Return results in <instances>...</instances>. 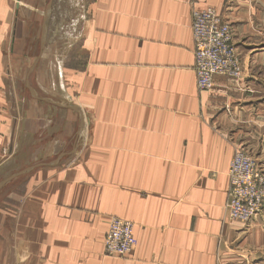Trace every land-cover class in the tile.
<instances>
[{
    "label": "crops",
    "instance_id": "obj_1",
    "mask_svg": "<svg viewBox=\"0 0 264 264\" xmlns=\"http://www.w3.org/2000/svg\"><path fill=\"white\" fill-rule=\"evenodd\" d=\"M38 2L0 0V175L26 170L0 209V264H264V209L248 223L225 209L235 148L264 167V0H84L78 43L60 48L46 11L30 43L21 16ZM205 7L242 75L198 91ZM112 216L133 225L124 257L104 254Z\"/></svg>",
    "mask_w": 264,
    "mask_h": 264
},
{
    "label": "built area",
    "instance_id": "obj_2",
    "mask_svg": "<svg viewBox=\"0 0 264 264\" xmlns=\"http://www.w3.org/2000/svg\"><path fill=\"white\" fill-rule=\"evenodd\" d=\"M191 29L194 38L195 73L200 90L213 87L215 73L239 77L234 49L230 43L231 32L212 7L192 9ZM228 176V212L233 219L248 220L255 216L264 203V181L256 161L241 153L232 159ZM258 181V183H257ZM133 225L120 217L112 216L104 239V249L109 256H125L136 245Z\"/></svg>",
    "mask_w": 264,
    "mask_h": 264
},
{
    "label": "rangeland",
    "instance_id": "obj_3",
    "mask_svg": "<svg viewBox=\"0 0 264 264\" xmlns=\"http://www.w3.org/2000/svg\"><path fill=\"white\" fill-rule=\"evenodd\" d=\"M83 2H84V0H40V2H38L39 7L36 10H34V11L27 10V13L24 11L23 15L21 16V19H27V27H26L27 33H31V36L34 35V41L33 42L31 41L30 43L36 44L35 38L37 37L36 39L38 40V38L40 36L41 22H42L43 14L45 11H46V13H48V18L46 20L45 32L49 35V37H48L49 41L54 42L60 48V46H63L64 43L67 42L66 41L67 39L71 38L69 36L75 35L76 36V43H78V41H77L78 36L77 35L81 29V25H78V23L83 17V6H84ZM215 12H216V10H215ZM216 14L219 16L220 20L223 23L227 24L225 21H223V19L220 17V15L217 12H216ZM191 21H192V16H191ZM227 25H228L230 32H231L230 43L234 49L233 50L234 51L233 59L236 61V64L240 69L239 77H232V78L239 79L242 75L241 63L239 61V58H238V55L236 52V48H235L234 43L232 41L231 27L229 24H227ZM191 32H192V29H191ZM192 38H193V33H192ZM33 50H36V47L33 46ZM194 50H195V45H194V38H193V57H194V64H195ZM68 62L74 63V59L72 60V58H71L68 60ZM68 62H67V64H68ZM194 72H195V68H194ZM215 74H221V75L229 76L227 74H222V73H215ZM229 77H231V76H229ZM195 82H196V88L198 91H207V90H200L198 88L196 73H195ZM20 84H22V83H20ZM86 128H87L86 123H84L82 126H79L77 128L76 141H78V142L82 141V136L85 133L84 131ZM237 153L248 155L249 157L253 158L256 161L257 166H258V170L261 173V176H260L261 180L264 181V167L262 164H260L256 160V157L252 153L251 149H248V148H245L241 145H238L235 148L232 159L234 158V156ZM232 159H231V161H232ZM231 161H230V163H231ZM230 163H229V166H230ZM229 166H228V170H229ZM228 170H227V179H228L227 200L225 203V209H226V212H227V215L229 216V218L233 219L229 215L228 205H227L228 204V189L230 186V178L228 176ZM0 176H2V177H0L2 179L3 175H0ZM24 177L25 176H17V177H15V179L12 178L13 180L11 179L10 181L6 182L0 188V209L1 210L2 209L13 210L14 209L13 206H16L18 204L19 197L21 194L22 185H23V182L25 179ZM257 183H258V181H257ZM263 209H264V203L262 204V208L259 209L260 211L255 216H252L250 219H248V220H242V219H238V218H236V219L242 220V221L248 223L249 221L253 220L257 215H259L261 213V211H263ZM110 219H111V217H110ZM104 239H105V237H104ZM103 247H104V241H103ZM104 254L107 255L105 252V249H104ZM115 257H124V256H115Z\"/></svg>",
    "mask_w": 264,
    "mask_h": 264
},
{
    "label": "water",
    "instance_id": "obj_4",
    "mask_svg": "<svg viewBox=\"0 0 264 264\" xmlns=\"http://www.w3.org/2000/svg\"><path fill=\"white\" fill-rule=\"evenodd\" d=\"M75 108H76V107H75ZM76 109H78V108H76ZM24 171H26V170H24ZM24 171H19V172H17V173H14V174L10 175L9 177H7V178L3 179L2 181H0V188H1L6 182L10 181L12 178H14L15 176H17V175L23 173Z\"/></svg>",
    "mask_w": 264,
    "mask_h": 264
}]
</instances>
